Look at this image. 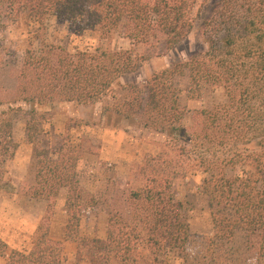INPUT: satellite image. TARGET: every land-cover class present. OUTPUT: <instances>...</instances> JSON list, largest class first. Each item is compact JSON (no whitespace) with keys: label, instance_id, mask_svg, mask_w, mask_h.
Listing matches in <instances>:
<instances>
[{"label":"trees","instance_id":"obj_1","mask_svg":"<svg viewBox=\"0 0 264 264\" xmlns=\"http://www.w3.org/2000/svg\"><path fill=\"white\" fill-rule=\"evenodd\" d=\"M196 0H0V29L6 21L25 18L45 24L48 18L70 25L98 27L109 33L118 27L132 46L125 50L99 48L68 49L43 42L24 50L17 72L15 100L0 109V171L13 147L12 116L28 105L25 130L33 142L55 101L92 103L109 95L115 87L128 89L122 100L129 118L141 111L144 127L170 137L184 153L190 151L205 176L201 188L208 197L211 223L218 238H233L242 230L258 240L264 256V0H216L203 13L201 34L204 48L186 60L174 58L170 65L153 71L142 84L129 82L143 56L135 47L163 37L167 48L183 40L194 27L192 7ZM187 71L188 97H198L204 83L221 85L227 101L196 112L200 125L190 135L181 125L183 110L174 77ZM144 95V97H141ZM0 100V105L2 104ZM9 104H12L9 105ZM190 136V138H189ZM180 141L185 144H181ZM46 148H34L35 185L31 194L52 202L66 188L69 211L66 237L73 238L78 226L82 195L70 165ZM241 166L240 173L225 174V167ZM166 179H150L132 192L145 204L141 226L108 216L104 239L91 243L99 251L114 253L122 261L134 262L139 249L144 263L159 264L168 250L183 249L188 222L182 202L176 200ZM73 192H77L75 196ZM60 248L43 232L29 251L12 250L5 264H59Z\"/></svg>","mask_w":264,"mask_h":264},{"label":"rangeland","instance_id":"obj_2","mask_svg":"<svg viewBox=\"0 0 264 264\" xmlns=\"http://www.w3.org/2000/svg\"><path fill=\"white\" fill-rule=\"evenodd\" d=\"M215 2L195 1L191 13L194 27L174 47L167 48L163 37L152 44L136 46V53L143 59L137 72L129 76V82L143 90L141 83L153 71L167 67L174 58L186 60L200 52L204 42L198 14ZM44 41L68 49L116 51L132 46L121 27L105 34L98 27L60 23L54 18H48L41 26L21 17L6 21L0 29V109L17 98L16 78L24 50L30 43L38 48ZM174 83L179 88L184 113L181 125L189 135L197 132L200 125L196 112L227 101L223 87L213 83H204L198 97H188L186 70L174 77ZM130 94L128 89L115 87L109 95L92 103L55 101L48 106L42 131L33 142L28 141L25 130L29 107L22 101L14 102L13 106L22 109L11 114L14 145L4 157L0 171V264L6 263L12 250L29 251L43 232L59 246V264H142L147 254L141 249L130 263L114 253L98 252L91 240L105 238L109 215L141 226L148 211L132 192L140 191L150 179L169 181L174 198L184 206L188 222L185 247L168 250L159 264H264L255 236H247L242 230L236 231L233 238L214 235L211 206L201 188L203 168L196 165L190 151L182 153L170 137L144 127L137 108L129 118L124 115L122 100ZM34 148H46L53 158L61 157L78 181L83 202L71 239L65 234L69 216L64 205L67 189L60 188L52 202L31 194L36 170ZM240 170L239 164L227 166L225 174L233 176ZM76 194L73 192L72 196Z\"/></svg>","mask_w":264,"mask_h":264}]
</instances>
